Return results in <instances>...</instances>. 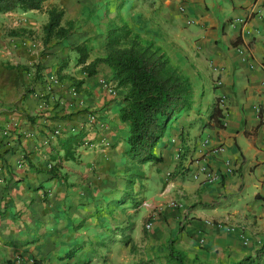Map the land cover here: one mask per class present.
Listing matches in <instances>:
<instances>
[{"label":"crops","instance_id":"0c3cea01","mask_svg":"<svg viewBox=\"0 0 264 264\" xmlns=\"http://www.w3.org/2000/svg\"><path fill=\"white\" fill-rule=\"evenodd\" d=\"M53 7L73 29L45 43ZM118 23L153 40L192 87L157 143L162 161L144 165L164 187L132 195L146 212L157 208L150 228L121 200L125 90L105 63L83 69L105 56ZM214 105L219 123L209 118ZM197 159L219 179H193ZM127 220L135 221L129 243L116 237ZM263 246L264 0H46L41 11L0 12V264H178L171 248L184 264H233Z\"/></svg>","mask_w":264,"mask_h":264},{"label":"trees","instance_id":"16d2710c","mask_svg":"<svg viewBox=\"0 0 264 264\" xmlns=\"http://www.w3.org/2000/svg\"><path fill=\"white\" fill-rule=\"evenodd\" d=\"M46 0H0V12L15 10H43ZM48 22L43 27L44 39L61 40L73 29V23L62 24L64 12L56 7L47 10ZM79 53L78 63H85L88 58V46L80 43L75 47ZM105 56L97 58L83 66L87 74L94 73L97 63L108 65L115 74V88L125 90L120 106L119 118L127 123L128 133L125 138L127 149L123 156L128 159L125 174L126 192L121 200H131L133 207L141 204V199L132 197V188L136 182L142 185L147 179L144 165L162 161L155 154L159 139L166 132L173 116L189 105L192 87L189 79L175 67L161 48L153 40H144L125 23L111 25L104 44ZM76 87L80 83H75ZM209 118L217 123L222 118V110L214 105ZM74 142L79 140L75 137ZM125 242H132L126 239ZM264 254V246L256 251L255 256H247L233 264H258ZM169 258L178 264H184L181 257L174 255L171 248ZM137 264H152L151 260H141Z\"/></svg>","mask_w":264,"mask_h":264},{"label":"rangeland","instance_id":"374dc122","mask_svg":"<svg viewBox=\"0 0 264 264\" xmlns=\"http://www.w3.org/2000/svg\"><path fill=\"white\" fill-rule=\"evenodd\" d=\"M122 8V2H120V4H118V11H120ZM153 165V164H151ZM152 173V177L149 179L147 177V179L143 180L142 181V185L140 186V183L139 182H136L132 188V195L136 193H144V192H147V190H151L153 193H156L157 189H160V187H164L163 184H161L159 181H158V178H157V174L160 172V171H157V169H154L152 170V167L150 166H147L146 168V173ZM149 179V180H148ZM135 199H138L140 200L141 199V204H139L138 206H136L137 208V211L136 212H139V215L136 213V215H134V218L132 219H141L142 220V227H143V224H145V227L146 228H150L151 226V220L153 219V212L156 211L157 208H153L151 210V212H146V205H145V202L146 200L143 199V197H135ZM172 202H175L176 203V207H178L177 205V202L176 201H168L167 203L168 204H171ZM149 203V202H148ZM173 205V204H172ZM141 207V208H140ZM158 211V210H157ZM117 213V212H116ZM116 215L118 216V218L120 217L119 214H115L114 217H116ZM146 220V221H145ZM126 221V220H125ZM123 223V226L119 229V233H117L116 237L119 239V240H122L124 238H127L129 239L130 236H129V233L128 232H131L132 228H133V224H135V221H132V220H127V222ZM116 227V226H115ZM122 230H124V236H122ZM135 235V233H134ZM129 243V242H127Z\"/></svg>","mask_w":264,"mask_h":264},{"label":"built area","instance_id":"2783aa9c","mask_svg":"<svg viewBox=\"0 0 264 264\" xmlns=\"http://www.w3.org/2000/svg\"><path fill=\"white\" fill-rule=\"evenodd\" d=\"M49 80L51 83H54V84L58 83V78L54 75H51ZM109 91L114 92L111 87L109 88ZM72 92L74 95L76 94V88L75 87H73ZM224 101H225L224 98H220L218 100V105H220V107L223 106ZM259 110L260 109H257V111H259ZM96 122H97V115L94 113L89 114V123L91 125H94ZM84 144L86 146L91 145V143L89 141H85ZM222 150H223V147H221V146L212 149L213 152L222 151ZM195 162H196L197 167L192 172V178L193 179H195V180L201 179L202 181L207 182V183H212V182L216 181L217 179H219V177H220L219 173L210 170L204 162L200 161V159L195 160ZM224 166H225V172L226 173L231 174L233 172L234 165L231 164L230 161H228V160L225 161ZM171 204L176 205L175 202H172ZM35 264H40V263H35ZM78 264H81V263H78ZM82 264H86V263H82Z\"/></svg>","mask_w":264,"mask_h":264}]
</instances>
